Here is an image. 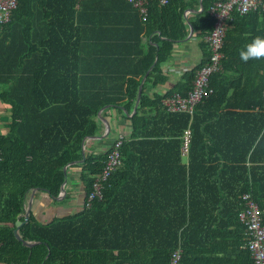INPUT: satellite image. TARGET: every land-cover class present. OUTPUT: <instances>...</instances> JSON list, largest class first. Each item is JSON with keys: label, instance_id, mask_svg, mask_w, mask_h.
<instances>
[{"label": "trees", "instance_id": "trees-1", "mask_svg": "<svg viewBox=\"0 0 264 264\" xmlns=\"http://www.w3.org/2000/svg\"><path fill=\"white\" fill-rule=\"evenodd\" d=\"M216 1L146 0L143 15L128 0H17L0 24V106L9 117L0 134V217L13 222L33 189L58 197L69 169L85 202L119 138L103 152L84 147L100 133L103 108L127 120L130 133L120 136L121 164L100 200L49 224L25 222L19 231L31 246L0 227V255L8 254L0 264H168L176 248L179 264H252L237 212L242 192L264 212V58L243 62L238 48L264 36V24L244 38L241 29L264 12L231 13L239 45L227 27L212 93L192 114L164 105L187 95L207 59V10ZM190 25L205 58L166 94L147 95L146 85L166 82L162 66ZM153 197L165 201L146 204ZM123 199L131 203L115 205Z\"/></svg>", "mask_w": 264, "mask_h": 264}, {"label": "crops", "instance_id": "crops-1", "mask_svg": "<svg viewBox=\"0 0 264 264\" xmlns=\"http://www.w3.org/2000/svg\"><path fill=\"white\" fill-rule=\"evenodd\" d=\"M196 8L197 10L195 9V7L187 9L184 13V17L186 16L190 17L193 14V12H201L202 8L200 4ZM263 24H264V14L258 15L256 23H244V25H242L241 27V29L244 30L242 34L243 38L246 37L247 33H249L252 27L261 28ZM227 27L228 29L229 28L233 29L232 36L236 39V43L239 45V42H237L239 37L237 36V34H239L237 32L238 31L237 27L230 25V26H226V29ZM246 44L247 41H243L240 47L242 48ZM204 58L205 56L203 55L202 49L200 47L199 39L195 37L194 34L192 33L190 36H188L187 39L176 43V45L172 50V54L170 58L163 64L162 70H163V74L167 76L166 82L156 87H152L151 85H146L145 93L147 95L153 93L159 95L166 94L174 87V85L178 81H180V79L186 72L193 69L194 66L197 65V63H199ZM238 101L239 100H236L235 102L238 103ZM133 109H135V106ZM101 114L102 115L105 114V115L101 123H99L100 133L98 137L87 139V141L84 142V147L89 148V151L92 153L103 152L105 149L110 148V146L112 145L113 141L116 138L120 136L125 137L127 136V134L130 133V127L128 121L125 120L122 116H117L115 111L113 110L106 111V109H104L101 112ZM8 120L9 117L6 114V108L4 106H0V134H4L6 132ZM106 121H108L112 126L109 132L111 134L112 131V136H109L110 134L107 132ZM240 125L241 123H238V126ZM238 129H240V127H238ZM252 135H253L252 133L248 134L247 136L248 140L246 144L251 140ZM226 156L233 158V157H239L240 155L237 152L229 151L226 154ZM182 161L184 162L185 160L182 159ZM63 186L65 189V194L60 200L51 198L43 191H38L36 189L29 191L24 197L22 212L14 218L13 222L8 221L3 217H0V227L3 226L12 227L13 235H14V230L16 229L17 234L20 236V238L23 240H27L26 238H22L19 231L21 225H23L25 222L35 221L37 223L45 225L53 222L54 220L70 217L72 215L77 214L79 211L82 210L84 206V200H83L84 195L83 192L81 191V186L77 180V173L75 171H71V169H69ZM166 188L167 187H164V189ZM242 193H249V192H242ZM242 193L239 194V199ZM164 201L165 200L157 199L153 197L148 199L146 204L156 205L159 203L161 204ZM125 203L130 204L131 203L130 199H126V200L123 199V201L118 202L115 205L119 207H123L124 205H126ZM241 204H240V208H241ZM25 210L27 211V214L24 218L23 213ZM153 215H155V213ZM125 217H127V214L125 215L119 214V219L125 220ZM17 222L18 224L16 225ZM35 243H32L30 245H25L23 243L22 244L25 246H31ZM7 255L8 254L6 252H2L0 256H2L1 258L4 259L7 258L6 257ZM224 262H222V264ZM224 264H230V263L225 262Z\"/></svg>", "mask_w": 264, "mask_h": 264}, {"label": "built area", "instance_id": "built-area-1", "mask_svg": "<svg viewBox=\"0 0 264 264\" xmlns=\"http://www.w3.org/2000/svg\"><path fill=\"white\" fill-rule=\"evenodd\" d=\"M133 2L140 14H145L144 5L146 0H128ZM168 0H159L164 5ZM17 0H0V24L8 21L10 12L15 8ZM255 10L264 12V0H222L213 2L207 12L212 17L213 23L207 35L209 55L201 68L197 71L192 88L185 97L174 94L165 98L164 105L169 112H185L192 114L195 106L204 99H207L212 90L209 87L210 75L220 70L222 57L221 47L223 37L232 12L240 14ZM261 107L264 109V93ZM190 130H186L182 143V155L187 156ZM122 137H119L108 153L102 173L91 183L89 192L85 197L84 206L89 207L95 199L102 198V183L110 178L111 174L121 164L119 147ZM241 208L237 216L245 227V246L249 252L252 264H264V212L259 209L249 193H242L240 196ZM181 257L180 248L171 253L168 264H179Z\"/></svg>", "mask_w": 264, "mask_h": 264}, {"label": "clouds", "instance_id": "clouds-1", "mask_svg": "<svg viewBox=\"0 0 264 264\" xmlns=\"http://www.w3.org/2000/svg\"><path fill=\"white\" fill-rule=\"evenodd\" d=\"M239 58L243 62L250 59L264 58V36H256L243 49L238 50Z\"/></svg>", "mask_w": 264, "mask_h": 264}, {"label": "water", "instance_id": "water-1", "mask_svg": "<svg viewBox=\"0 0 264 264\" xmlns=\"http://www.w3.org/2000/svg\"><path fill=\"white\" fill-rule=\"evenodd\" d=\"M192 32H193V28H192V26L190 25V31H189V35H188V36H190V35L192 34ZM144 77H145V76H143V78L141 79L140 86L138 87V97H137V100H136L135 109H136V107H137V105H138V99H139V95H140V91H141V84L143 83ZM104 109H105V108H103L101 111H103ZM135 109H134V110H135ZM101 111L99 112V114L101 113ZM104 120H106V119H104ZM106 124H107V132L109 133L110 130H111V125H110V123H109L108 121H106ZM96 137H98V136H95V137H89L88 139L96 138ZM99 137H100V136H99ZM81 154H82V156H83V147H82ZM64 173H66V166L64 167ZM64 183H65V181H64ZM64 183H63V185H64ZM63 185H62V187H61V192H60V194L58 195V197H54L53 199L60 200V199L64 196V194H65V189H64V186H63ZM26 214H27V211L25 210L24 213H23V217H24V218H25ZM17 224H18V222L16 223V225H17ZM14 235H15V237H16L17 239L21 240L22 243L25 244V245H30V244L36 242V241H34V240H29V241H28V240H23V239H21L20 236L17 234L16 229L14 230Z\"/></svg>", "mask_w": 264, "mask_h": 264}, {"label": "rangeland", "instance_id": "rangeland-1", "mask_svg": "<svg viewBox=\"0 0 264 264\" xmlns=\"http://www.w3.org/2000/svg\"><path fill=\"white\" fill-rule=\"evenodd\" d=\"M101 121H102V119H101Z\"/></svg>", "mask_w": 264, "mask_h": 264}]
</instances>
